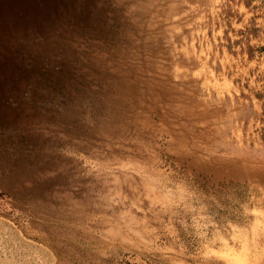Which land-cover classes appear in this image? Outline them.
<instances>
[{"label":"rangeland","instance_id":"rangeland-1","mask_svg":"<svg viewBox=\"0 0 264 264\" xmlns=\"http://www.w3.org/2000/svg\"><path fill=\"white\" fill-rule=\"evenodd\" d=\"M0 264H264V0H0Z\"/></svg>","mask_w":264,"mask_h":264}]
</instances>
